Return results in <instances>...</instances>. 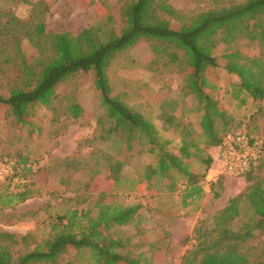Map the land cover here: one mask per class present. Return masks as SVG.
Wrapping results in <instances>:
<instances>
[{
    "label": "trees",
    "instance_id": "obj_1",
    "mask_svg": "<svg viewBox=\"0 0 264 264\" xmlns=\"http://www.w3.org/2000/svg\"><path fill=\"white\" fill-rule=\"evenodd\" d=\"M9 1L30 5L25 18L0 5V88L4 90L0 92V109L13 116L16 126H27L29 134L38 133L35 107H51L59 85L76 73H90L94 87L102 95L103 114L99 120L102 130L107 137L122 133L115 137L113 149L123 144L131 157L136 144L146 146L148 154L154 157L153 164L144 166L141 178L134 182L128 180L132 182L131 190L152 199L160 193V189L154 187L159 182L164 191L179 192L183 207L202 199L207 187L213 197L221 194L224 176L220 174L215 180L206 178L213 156L205 150L219 146L227 134L237 132L229 131L233 118L223 104L204 92V87H214L204 71L219 65L213 50L221 43L225 45L222 54L225 68L239 78L233 90L234 98L243 104L246 99L241 97L242 92L256 101L264 97V59L248 56L236 46L239 38L256 40L259 37L257 40L264 47V0L225 3L215 0L214 7L190 14L175 9L167 0H123L119 26L115 25L113 16L108 15L105 20L75 34L46 30L44 15L48 5L43 0ZM77 1L84 6L95 4L94 0ZM167 17L177 19L179 27H170ZM141 41L149 42L157 53L173 48L169 59H177L179 64L191 69L187 86L199 103L200 129L193 128L191 122H174L175 108L172 105L164 111L169 105L166 100L157 116L161 123L158 126L148 114L134 111L110 95L108 68L112 59ZM179 52L183 60L179 59ZM9 69L14 74L5 77L4 72ZM2 79H5L3 84ZM64 98L66 112L73 118L79 117L80 104L69 95ZM170 129L178 133L177 142L163 136V132ZM123 163L111 160V170L106 176L116 190L124 184L120 176ZM17 164L26 170L25 175L30 170L25 159L17 160L13 167ZM173 172L178 174L179 181ZM100 174L93 170L85 187L93 186ZM262 181L256 179L244 193L228 198L226 204L212 214L211 226L204 222L195 226V242L182 255L180 264H263L262 260L252 261L248 252V243L264 234ZM31 193L32 187L25 184L7 193L3 202L6 205L22 202ZM84 194L89 198L75 197L72 201L67 198L61 206H53L55 213L49 215L48 235L31 248L28 247L31 232L17 235L0 231V264H64L70 249L76 251L79 259L86 254L91 264H150L152 255L148 257L146 252L137 251L131 238L143 232L138 230L139 223L146 218L143 213L152 209L141 202L125 204L112 191L93 194L88 188ZM242 201L253 218L233 226L234 221L239 220ZM129 225L134 232H127L125 227ZM19 244H22L21 250L15 248Z\"/></svg>",
    "mask_w": 264,
    "mask_h": 264
},
{
    "label": "rangeland",
    "instance_id": "obj_2",
    "mask_svg": "<svg viewBox=\"0 0 264 264\" xmlns=\"http://www.w3.org/2000/svg\"><path fill=\"white\" fill-rule=\"evenodd\" d=\"M48 5L44 15L47 31L77 33L98 21H103L112 15L116 26L120 24L119 8L123 0H94L93 6H84L77 0H43ZM177 10L184 13H196L215 6V0H167ZM225 3L229 0H220ZM219 1V2H220ZM240 1V0H235ZM218 2V3H219ZM10 8L19 17H27L29 4L20 2L11 3L9 0H0V5ZM168 16V15H167ZM170 27L178 28L177 19L167 17ZM257 39H260L257 37ZM239 38L236 46L248 56H259L264 59V47L258 40ZM149 42L141 41L136 45L116 55L108 68V78L111 86L110 95L116 96L124 105L137 112L148 114L159 126L157 116L161 114L163 101L173 105L174 122L191 125L199 128L201 112L198 111V100L195 94L188 92V78L191 69L179 61L170 60L169 55L174 49L169 48L154 52ZM225 45L219 44L213 53L217 56L219 65L206 68L204 76L214 86L204 87V92L211 98L219 100L233 118L229 131L247 133L256 138L264 136V103L263 98L251 101L246 92L242 104L233 96L239 78L229 73L225 68L226 60L222 57ZM161 48V47H160ZM183 60V54L178 53ZM239 60V59H238ZM5 77L14 74V71L4 72ZM3 78V77H1ZM1 84L5 79L1 80ZM235 87V88H234ZM0 92H4L0 88ZM57 97L46 107H35L34 122L40 127L38 133L29 134L27 126L18 127L13 116L0 109V231L22 235L32 233L29 248L34 246L41 238L48 235L49 215L54 214L53 206H61L67 202L87 197L84 191L88 188L92 193L96 191H112L118 200L125 204L141 202L152 210L144 212L139 223L141 234L131 238L137 251L152 255L150 264H180L182 255L189 250L195 242L194 228L204 222L211 226L212 214L222 208L228 198L242 194L247 186L256 179H263L264 189V162L256 170H250L242 175L224 176L221 181V194L213 197L208 191L192 204L183 207L179 192L168 193L162 185L156 182L154 187L160 189L155 198L142 197L138 191L131 190L132 182L141 178L144 166L154 163V157L148 154L146 146L134 145L135 154L129 157L130 152L123 144L115 146V137L121 132L107 137L102 130L99 120L103 114L101 92L93 85L90 73H76L56 89ZM69 95L82 107L79 117L73 118L66 112L65 98ZM223 134V133H222ZM165 138L178 139V133L170 129L163 132ZM264 143V139L262 140ZM212 146L206 148L208 154H216ZM25 159L28 170H22V165L14 164L17 160ZM111 160L124 161L120 176L124 180L117 190L113 188L110 179L106 178L111 170ZM196 166V165H195ZM198 171L201 168L195 167ZM93 170L101 174L94 181L93 186L85 187ZM179 181L176 172L172 173ZM213 171L209 170L207 179L210 180ZM25 175V176H24ZM128 180H131L130 183ZM32 187L28 199L22 202L4 204L5 195L14 192L23 185ZM90 191H87V194ZM91 193V192H90ZM89 198V197H87ZM83 204V203H82ZM80 204V205H82ZM85 205V203H84ZM253 218L247 204L240 203L239 220L233 226ZM127 232H134L130 225L125 227ZM250 246H249V245ZM249 246V258L252 261L262 260L264 264V234L254 237ZM247 246V247H248ZM15 248L21 250L22 244ZM67 264H91L85 254L80 259L76 251L70 249L65 255Z\"/></svg>",
    "mask_w": 264,
    "mask_h": 264
},
{
    "label": "built area",
    "instance_id": "obj_3",
    "mask_svg": "<svg viewBox=\"0 0 264 264\" xmlns=\"http://www.w3.org/2000/svg\"><path fill=\"white\" fill-rule=\"evenodd\" d=\"M216 148L210 180H215L222 173L233 176L245 174L264 157L262 140L243 132L227 134Z\"/></svg>",
    "mask_w": 264,
    "mask_h": 264
},
{
    "label": "crops",
    "instance_id": "obj_4",
    "mask_svg": "<svg viewBox=\"0 0 264 264\" xmlns=\"http://www.w3.org/2000/svg\"><path fill=\"white\" fill-rule=\"evenodd\" d=\"M251 101H255L256 102V100H253V98H251ZM263 103H264V97H263ZM251 136V135H250ZM253 137V136H252ZM261 140H263L264 139V136L262 137V138H260ZM263 142V141H262ZM263 147H264V143H263ZM213 148H216V146H214ZM212 156H214L213 154H211ZM264 162V157L258 162V164H256L254 167H252L250 170H256L257 169V167L261 164V163H263ZM210 170H212V169H210Z\"/></svg>",
    "mask_w": 264,
    "mask_h": 264
}]
</instances>
